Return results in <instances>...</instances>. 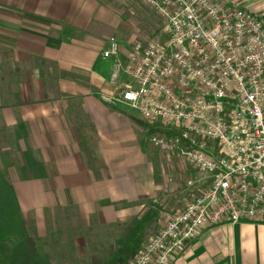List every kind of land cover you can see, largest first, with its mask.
I'll return each instance as SVG.
<instances>
[{"label":"crops","instance_id":"obj_1","mask_svg":"<svg viewBox=\"0 0 264 264\" xmlns=\"http://www.w3.org/2000/svg\"><path fill=\"white\" fill-rule=\"evenodd\" d=\"M227 1L264 23V0ZM108 23L98 0H0V170L38 237L50 212L71 207L84 234L96 223H133L144 226V244L160 205L180 210L201 181L210 182V172L196 171L192 186L178 191L152 161L145 123L104 101L112 60L100 53ZM119 42L124 60L130 44ZM44 62L47 70L38 68ZM9 73L20 77L11 81ZM170 264H264V223L207 228Z\"/></svg>","mask_w":264,"mask_h":264},{"label":"built area","instance_id":"obj_2","mask_svg":"<svg viewBox=\"0 0 264 264\" xmlns=\"http://www.w3.org/2000/svg\"><path fill=\"white\" fill-rule=\"evenodd\" d=\"M162 20L163 42L133 41L120 58L108 36L100 53L112 60L111 106L148 126L147 142L179 156L210 182L162 223L129 264H170L207 228L264 223V23L227 0H143Z\"/></svg>","mask_w":264,"mask_h":264},{"label":"rangeland","instance_id":"obj_3","mask_svg":"<svg viewBox=\"0 0 264 264\" xmlns=\"http://www.w3.org/2000/svg\"><path fill=\"white\" fill-rule=\"evenodd\" d=\"M98 1L104 7L106 22H109L103 34L104 39L115 35L124 46L135 40L154 39L163 42L166 39L162 20L143 0ZM39 66L44 70L49 67L45 62L38 65V68ZM50 68L52 70V67ZM7 77L16 81L20 73H9ZM121 108L130 112L125 107ZM145 125L148 126L146 123ZM150 148L153 163L159 162L162 173L165 172L169 176L168 182L171 183L173 179L176 181L178 191L192 186L193 175L196 171H202L194 170L187 160L179 156ZM205 184V181H201L200 192L205 188ZM160 206V213L170 209ZM50 213L51 216L48 212L50 226L43 237H38L34 231L33 220L23 217L30 239L25 245L32 246L33 250L31 257L28 256L32 264H129L135 252L143 245L141 236L145 232L144 226L135 228L136 226H131L133 223L127 226H103L96 223L92 228L86 229L84 234V227H81V221L73 208H55ZM161 223L159 217L151 236Z\"/></svg>","mask_w":264,"mask_h":264},{"label":"trees","instance_id":"obj_4","mask_svg":"<svg viewBox=\"0 0 264 264\" xmlns=\"http://www.w3.org/2000/svg\"><path fill=\"white\" fill-rule=\"evenodd\" d=\"M27 241L30 239L14 189L0 171V264H32L28 256L33 250L25 245Z\"/></svg>","mask_w":264,"mask_h":264}]
</instances>
